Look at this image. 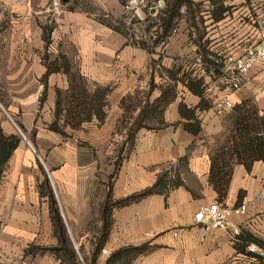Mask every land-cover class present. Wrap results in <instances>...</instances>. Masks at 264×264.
Returning a JSON list of instances; mask_svg holds the SVG:
<instances>
[{"label":"crops","instance_id":"crops-1","mask_svg":"<svg viewBox=\"0 0 264 264\" xmlns=\"http://www.w3.org/2000/svg\"><path fill=\"white\" fill-rule=\"evenodd\" d=\"M122 1L0 0V10L13 18L8 28L0 27V132L5 136L23 134L0 181V264H64L51 251L59 241L49 198L41 194L44 171L74 247L78 242L90 243L93 236L84 228L94 215L99 217L105 197L98 177L101 171L112 174V147L117 143L125 149L112 179L114 200L153 186L164 171H170L172 178L178 176L182 185L168 196L154 194L115 208L105 245L109 254L147 244L152 249L133 264L246 262V255L235 247L240 236L234 240L222 229L206 232L195 223L200 206L214 202L229 207L246 205V214L234 218L242 232L240 244L247 250L245 240L249 237L264 243V199L257 198L264 189V160H254L243 152L238 159L231 140L236 108L250 102L258 116H264V65L254 67L244 87L233 92L227 88L225 75L207 73L204 64L222 62L258 41L264 0H202L209 26L206 40L211 43L203 51L200 45L193 48L196 72L175 68L174 61L188 54L180 36L169 45L163 60L155 62L161 57L160 48L151 52L103 24L101 18L119 20L124 15ZM48 24L53 27L49 46L44 39ZM47 54L52 60L67 58L91 92L109 89L103 121L94 117L79 131L67 129L69 137L50 130L58 91L67 92L70 79L64 73H54L44 80ZM186 77L202 80L210 109L199 111L202 99L183 83ZM168 87L175 95L163 114L168 127L158 128L159 119L152 117L146 123L150 129L134 131V120L143 107L153 104ZM224 98L235 107L220 118L213 106ZM123 100L131 107L132 117L122 126L129 116ZM181 103L197 111L202 124L198 136L184 129ZM83 142L96 150L87 151ZM213 163L218 175H229L224 197L212 181ZM98 224L101 227L102 221Z\"/></svg>","mask_w":264,"mask_h":264},{"label":"trees","instance_id":"trees-1","mask_svg":"<svg viewBox=\"0 0 264 264\" xmlns=\"http://www.w3.org/2000/svg\"><path fill=\"white\" fill-rule=\"evenodd\" d=\"M191 4V0H172L169 3L164 12L165 16L162 18L163 30L161 36H159V40H164L171 34L176 21L179 20L181 9L184 6L188 7ZM101 21L113 30L119 31L118 28L113 26L111 19L101 18ZM44 39L46 43H49L47 29H44ZM204 64L206 65L205 69L207 73L213 75L222 74V64L217 62H205ZM46 67L47 71L44 80H47V78L54 73H64L70 79L69 90L67 92L58 91L55 120L51 124L50 130L63 136L66 135L64 130L59 126L62 112H65L64 128L71 126L72 128L77 129L82 123L91 121L93 117H96L99 121L104 120V107L106 106L105 98L109 93V89L97 88L94 92H91L84 77L80 73L73 71L71 63L65 57H60V60L50 62ZM182 81L191 92L201 97L202 101L199 106V111H205L211 108V106L204 100V87L202 80H195L186 77ZM174 99L175 95L171 87L163 89L161 96L153 104L147 103L143 107L139 116L134 120L132 129L134 128V131L140 128L150 129L151 127L146 123L148 120L150 121L152 117L159 119L160 127L158 128L168 127V124L163 120V114L165 108ZM122 104L126 108V113L130 115V112L132 111L131 107L125 105V100H123ZM235 112L237 114L231 137L234 154L237 155L238 159H242L241 154L249 153L250 156H253L254 160H264V116L259 117L256 108L250 102H246L243 106L236 108ZM179 113L181 118L185 121L183 123L184 129L188 133L198 136L202 130V124L198 118L197 111L189 109L185 104L181 103L179 106ZM21 129L24 131L23 127H21ZM131 131L132 130H130V132ZM20 141L21 137L19 136H5L0 132V181L2 180L6 165L14 151L18 148ZM44 174L45 179L41 185V194L42 196L46 195L49 198L54 233L59 241L58 247L51 249V251L62 259L64 264H80L79 255L70 238L69 231L62 216L50 179L45 171ZM212 181L220 197H224L228 189L229 175L226 173L218 175V172L215 169V163L212 164ZM181 185L182 183L178 179V176L172 178L170 176V171H164L158 176V179L153 186L123 199L114 200L110 189L106 200L102 205L103 227L101 238L95 245L92 254V262L100 256L101 251L104 249L109 238L113 224L112 214L115 208L130 206L154 194L168 196L172 190L179 188ZM242 240L243 237L240 236V242L235 244L236 250L239 253L245 254L246 257L250 259H263L260 255L246 253V249L240 244ZM250 244H256L264 248V243L255 238L249 237L245 240V247H248ZM151 249L152 248L147 244L124 247L113 252L109 258H107L105 264H133L136 259L147 254Z\"/></svg>","mask_w":264,"mask_h":264},{"label":"rangeland","instance_id":"rangeland-1","mask_svg":"<svg viewBox=\"0 0 264 264\" xmlns=\"http://www.w3.org/2000/svg\"><path fill=\"white\" fill-rule=\"evenodd\" d=\"M172 0L166 1V7L161 10H154V12L151 9V4L149 7L141 8L138 10L139 13L136 12V9H128L126 8L127 2L126 0L122 1V5L124 7V15L119 18V20H113L111 23L114 27L119 29V32H121L123 35H125L128 39L132 40L134 43H138L141 46L146 47L149 51L154 52L156 48H160L161 57L155 62L162 61L163 56L166 55L167 49L170 44H172L175 39H177L179 36L180 40H183L184 44H186V54L185 56H180L177 60H175V68H185L186 71H198V66L195 63V52H193V48L195 49L196 46L200 45L201 51L204 50V48L209 47L211 41L210 39L206 40V32L207 28L209 27L206 25V22L208 21L207 18V11H206V4L202 0H191L192 4L190 6H184L181 9V14L179 17V20L176 21L175 27L172 30L171 34L165 38L164 40H159V36L162 34V18H164V12L169 5V3ZM79 7L87 8L86 5L77 4ZM232 8V7H231ZM232 9L230 10V15H232ZM13 22L12 16L8 12H2L0 10V27L2 28H8V24ZM51 24H48L44 27V29H47V36L49 43H46L47 46H49L51 41V29L53 27L50 26ZM157 42V45H156ZM196 45V46H195ZM199 48V49H200ZM203 48V49H202ZM197 49V48H196ZM48 56V59H46ZM45 58V65L49 64L50 62H54L55 60H52L50 58V55L47 54ZM154 63V62H153ZM77 72V71H74ZM87 82V81H86ZM87 86L88 82H87ZM90 89V88H89ZM105 89V88H101ZM1 96V95H0ZM65 97V96H64ZM64 106V105H63ZM65 112H62V115L60 117L59 126L64 130L69 129L71 130H78L81 128V126L86 123H82L80 127L77 129L72 128L71 126H67L64 128V121H65ZM132 117L131 113L128 116V118H124L125 120L122 123V126L124 125V122L126 119H130ZM94 118V117H93ZM90 122V121H89ZM131 124L132 122H128ZM131 126H128L130 128ZM119 130V129H118ZM23 131V130H22ZM21 132V131H20ZM24 132V131H23ZM65 136H67V133L65 132ZM31 135V134H30ZM26 136V134H25ZM20 137L23 138L22 132L20 133ZM69 137V136H67ZM85 149L87 151H95L96 148H92V146L89 145L88 142H83ZM113 172L111 175H108V170L106 173L104 171H101L100 177H98V185L101 186L104 189V202L106 200V197L111 189L112 179L114 178L117 170L119 169V165L122 161V154L124 153L125 146L124 144L117 143L113 144ZM102 150L108 149V148H100ZM108 162V161H107ZM105 180V181H102ZM103 202V203H104ZM100 206V214L99 217L97 215H94V218L90 223H88L84 231L89 232L93 238L89 240V244L86 242L83 245H80L79 242L77 243L76 247L79 250V263L80 264H105L107 258L112 254H109L107 251V254H103L101 251V254L99 257L96 258L95 261L92 262V254L95 249V245L99 242V239L101 238V231L103 227H100L98 224V221L102 220V205ZM66 224V223H65ZM71 238V237H70ZM82 249V250H80ZM105 249V247H104ZM245 257V256H244ZM245 261H242L237 264H264V256L263 259H250L246 258Z\"/></svg>","mask_w":264,"mask_h":264},{"label":"built area","instance_id":"built-area-1","mask_svg":"<svg viewBox=\"0 0 264 264\" xmlns=\"http://www.w3.org/2000/svg\"><path fill=\"white\" fill-rule=\"evenodd\" d=\"M166 1L126 0V8L136 9L138 13L139 9L149 7L151 4L152 9L161 10L166 7ZM219 63L222 64V74L226 77L227 88L233 92L240 91L249 80L254 67L264 65V20L259 30L258 41L247 46L240 54L229 55ZM234 107L231 100L224 98L216 101L213 110L217 117L223 118L229 115ZM257 198L259 200L264 199V189L260 191ZM246 212V205L229 207L226 204L214 202L201 205L194 216V220L197 225H202L206 232L222 229L229 231L234 240H238L237 238L241 236L242 232L240 227L235 224L234 218L237 215H245ZM174 236L177 237L178 233H175ZM102 253L107 254V250L103 249ZM246 253L263 257L264 248L256 244H250Z\"/></svg>","mask_w":264,"mask_h":264},{"label":"water","instance_id":"water-1","mask_svg":"<svg viewBox=\"0 0 264 264\" xmlns=\"http://www.w3.org/2000/svg\"><path fill=\"white\" fill-rule=\"evenodd\" d=\"M75 248H76V251L79 253V250H78V248L76 247V245H75Z\"/></svg>","mask_w":264,"mask_h":264}]
</instances>
